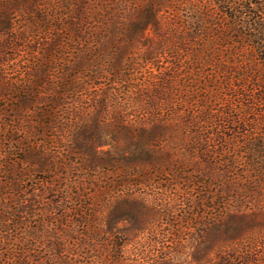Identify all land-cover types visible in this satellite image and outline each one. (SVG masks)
Returning <instances> with one entry per match:
<instances>
[{"label":"trees","instance_id":"1","mask_svg":"<svg viewBox=\"0 0 264 264\" xmlns=\"http://www.w3.org/2000/svg\"><path fill=\"white\" fill-rule=\"evenodd\" d=\"M165 2L0 0V100L11 101L0 106V125L28 136L34 117L37 136H58L35 144L38 156L26 138L13 139L47 167L48 179L27 186L29 175L6 168L0 264L25 258L17 244L30 226L22 216L39 218L42 237L59 229L81 247L74 250L81 259L97 264H190L176 248L186 240L211 244L215 228L220 238L200 261L248 263L249 248L236 242L248 230L233 218L243 224L250 202L264 196V133H253L264 127V66L252 53L234 77L224 73L225 60L207 57L217 40L232 42L229 31L241 45L264 41V21L248 23L245 6L237 18L198 9L185 19L162 11ZM22 51L13 86L4 65ZM207 64L213 74L203 71ZM87 132L111 136L109 150L84 152L76 136ZM74 169L82 179L69 182ZM11 230L15 240L7 238ZM52 249L40 264L79 263Z\"/></svg>","mask_w":264,"mask_h":264},{"label":"rangeland","instance_id":"2","mask_svg":"<svg viewBox=\"0 0 264 264\" xmlns=\"http://www.w3.org/2000/svg\"><path fill=\"white\" fill-rule=\"evenodd\" d=\"M242 7H249L248 13L243 12V17L246 21H249L248 23L254 22L255 20L264 21V0H166L165 3H162V5H159L161 7L162 11H174L172 14L176 15V13L179 12L180 16L184 17L185 19H194L196 18L195 11L198 9H205L206 12H209L208 14L213 15V17L223 20L224 18L231 16L234 14V16L237 18L240 16L241 11L240 8ZM212 17V18H213ZM235 20V19H234ZM251 20V21H250ZM228 23L232 22L230 18L227 19ZM251 26V25H250ZM220 39L221 37H215L213 42L217 39ZM230 39L226 41V43H223L224 39H221V42L217 40L211 45L212 52L209 53V56L207 57V60L211 61V59L216 58L218 60H225V62L230 66V69L224 70L225 74H230L234 77L237 76V72L241 71V68L238 67L239 62H243V60L246 57H250V55L253 53V56L257 59L258 62L261 63V65L264 66V41L259 40H251L250 42H246L244 45L235 43V41L232 38V31L228 32V36L226 37ZM263 38V37H261ZM246 47L245 49L250 50L249 53H237V48ZM27 58L26 52L20 53V55L17 57L16 61H9L4 65V72L3 76H6L5 79L7 82L13 84L15 83V73L19 72V67H21L22 64L25 63V59ZM227 59V60H226ZM212 62V61H211ZM203 71L207 74H213L215 70L213 69V64H207L205 65V68H203ZM223 71H218L215 74L219 76L220 78L224 76L222 74ZM3 78V77H2ZM219 79V78H217ZM220 81V79H219ZM3 81L0 79V86H2ZM212 86L210 85L209 88ZM218 88H221V84L217 86ZM9 102H1L0 100V106L5 105L6 107L11 106V101ZM9 112V110H8ZM36 120L34 117H32L29 121L28 126V136H12L11 134L7 133V127H4V125H0V168L2 169L3 175H1V181L3 184L6 182V171L9 169L11 172H18L22 174L29 175L28 177H25V184L27 186L33 185H39L44 184L47 182L48 175L45 171L46 168L42 167L41 165L37 164V159L34 156L37 155L38 147H35V144H42L46 140H50L54 137L58 136H37L35 131L37 129ZM254 129L253 126H250ZM255 130V129H254ZM264 133V127H258L257 130H255L253 133ZM26 138V142H29V145H31V150L29 152L33 154L34 156L28 155V152L26 155L24 153L20 152L16 149V143L13 141L15 138ZM76 139L78 140V143L80 145H84V152L89 153L91 146L94 145H100L98 150H100L101 153L107 152L109 150L108 143H110L111 136H92L90 133H84L82 136H76ZM75 148V147H74ZM40 149V148H39ZM77 149V147H76ZM262 150V149H261ZM74 158V157H73ZM26 159L25 162L23 160ZM75 159V158H74ZM76 160V159H75ZM7 168V169H6ZM81 170L74 169L71 174L68 176L69 182H76L78 180H81L82 178H77V174L81 173ZM94 174V173H93ZM108 177H110L109 174H107ZM10 176V175H9ZM95 176V174H94ZM100 177H104L99 175ZM11 179L13 177H10ZM31 180V181H30ZM76 180V181H75ZM2 184V183H0ZM38 188L43 187L37 186ZM3 198H6V195L0 196V201H2ZM250 204L253 206L252 208V214H247L241 217V222L243 224H240L237 217L233 218L235 224L241 231H247L244 234L245 239H239L237 242V245H240V251L247 250L249 248L251 252V260L249 258L248 263L245 264H264V196H256L254 200L250 202ZM255 204V205H254ZM257 204V205H256ZM261 206L263 210L257 211V209L254 210L256 206ZM258 206V207H259ZM34 218V219H33ZM13 217H11V220ZM39 219V218H38ZM37 216L36 217H29V216H22L21 222H23V225L29 227L27 233L25 234L23 232L22 239L20 244H17V247L22 252V255L25 257L24 259H15L12 261V264H40V260L42 258H45L47 255V252L51 250H56L58 257L61 259H72V260H79L76 264H97L96 260L93 258L85 257L83 259L80 253H77V251L74 250H81V247L72 246L70 240L67 237L62 236V231L57 229L47 231L49 234L53 235H46L42 237V232L40 230H37L35 226L38 223ZM227 220V218H225ZM124 224H119V227H123ZM215 228L211 232L210 236V242L211 244H202L199 240L193 241V240H186V243L183 244V247H177L176 251L178 252L177 257L181 260L185 259L190 264H212V262H202L200 261L203 258V255H205V252L207 250L208 246H213L214 242H217L219 240V235L217 234ZM4 229L1 228L0 223V231H3ZM30 230V233H29ZM33 232V233H32ZM40 232V233H39ZM7 238L10 240H15L17 235L16 230L8 231ZM39 237V238H37ZM2 240L0 235V241ZM59 245H58V244ZM2 244H0L1 247ZM197 260V261H195ZM58 261V258L56 259ZM54 262V261H53ZM60 261H58L57 264ZM47 264H54L52 262L47 261ZM219 264V263H218ZM220 264H222L220 262ZM225 264V262H224Z\"/></svg>","mask_w":264,"mask_h":264}]
</instances>
